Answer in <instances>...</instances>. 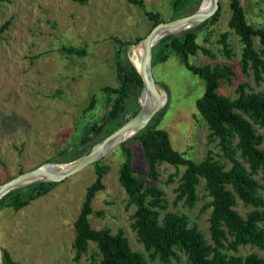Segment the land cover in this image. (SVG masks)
<instances>
[{
    "label": "rangeland",
    "instance_id": "1",
    "mask_svg": "<svg viewBox=\"0 0 264 264\" xmlns=\"http://www.w3.org/2000/svg\"><path fill=\"white\" fill-rule=\"evenodd\" d=\"M142 1L143 7H136L126 0H90L84 5L70 0L0 2V27L9 21L8 28L0 36V185L43 165L74 164L87 156L110 135L108 132H90L89 128L104 114L105 96L101 89L118 86L115 78L118 45L114 38L132 44L126 56L135 67L133 48L141 45L153 29L147 12L158 14L163 23H167L193 14L203 4V0ZM239 2L248 23L264 28V0ZM219 10L217 20L197 33L199 49L189 57V63L192 66L230 67L235 77L222 81L217 90L218 94L230 99L238 96L239 86L246 93L262 91L264 70L259 83L254 81L251 71L244 74L241 70L243 45L228 28L229 0H218L217 10L189 29L202 25ZM222 35H226L225 48L221 43ZM161 40L151 47L150 56L153 79L159 86L164 84L168 92L160 86L165 100L163 108L168 106L160 117L158 128L168 132L172 147L187 158L195 161L210 158L225 170L237 165L247 173H253L238 146L236 134L228 130L225 150L198 115L195 101L204 92V82L187 71L175 54H168L162 61L165 47ZM254 43L255 50L264 60L262 46L257 39ZM63 46L82 49L86 54L67 56L61 52ZM92 96L97 99L96 108L85 113ZM139 98L136 99L137 108L132 100L129 101V111L124 119H129L141 108ZM256 129L259 134L263 133L262 129ZM133 138L123 143L133 154L135 176L162 193L161 216L166 213L180 216L207 244L214 246L209 229L211 198L204 181L200 180L197 185L193 206L183 200L176 201L183 168L161 164L156 180L151 179L141 144ZM121 144L96 162L57 182L22 208L15 209V202L8 206L4 200L13 190L0 197L3 204L0 206V264L1 249H6L18 264H99L100 256L93 244L78 260L72 246L74 222L87 188L96 180L97 167L102 171L103 188L91 200V227L107 229L113 234L121 231L131 250L143 255L145 264H161L152 251L145 250L132 227L135 207L129 203L118 182V171L124 160ZM252 177L262 186L258 192L264 199L262 172L258 170ZM28 186L17 189L26 190ZM234 209L242 217L254 210L264 212V206H246L238 198ZM227 240L224 247L218 249L227 256H264V250L252 245L232 248L233 237L228 234ZM175 253V258L168 264H190L180 248H175Z\"/></svg>",
    "mask_w": 264,
    "mask_h": 264
},
{
    "label": "trees",
    "instance_id": "2",
    "mask_svg": "<svg viewBox=\"0 0 264 264\" xmlns=\"http://www.w3.org/2000/svg\"><path fill=\"white\" fill-rule=\"evenodd\" d=\"M9 0H0L8 2ZM80 5L90 0H70ZM128 3L143 7L142 0H126ZM231 16L228 28L240 38L243 48L241 54V70L244 74L251 71L256 83L261 81L264 70V60L255 50L254 40L262 46L264 55V28L255 27L248 23L245 10L239 0H229ZM220 10L202 25L189 30H183L161 40L164 44L165 61L168 54H175L183 67L204 82V92L195 101L198 115L206 122L212 135L220 141L226 150L228 130H232L238 138V146L246 158L253 173H247L243 168L234 165L229 170L212 161L210 158L195 161L176 151L170 142L169 134L159 129L160 117L163 116L168 104L156 115L149 124L133 139L141 144L142 152L148 168V176L156 180L157 168L161 164L182 167L183 173L176 189V201H184L193 206L197 195L196 189L200 180L211 198L209 206V229L214 246L207 244L201 234L193 227H189L185 219L172 213L161 216L163 209L162 193L153 186L143 184L136 176L132 166L133 154L131 150L121 144L124 160L118 171V182L126 193L129 203L135 207L133 224L139 242L145 250L152 251L161 264H168L175 258V248H180L190 264H264V256L250 254L246 257L227 256L218 249L224 247L227 234L233 237L231 247L252 245L264 250V212L254 210L242 217L234 209L238 198L246 206L254 208L264 206V199L258 190L262 187L252 175L260 170L264 181V88L259 92L246 93L239 86L238 96L230 99L218 94L217 90L222 81H230L235 72L228 66H192L189 57L198 49L197 33L217 20ZM147 17L153 22V28L163 21L158 14L147 12ZM9 21L0 27V36L8 28ZM118 48L115 57V78L118 86H105L101 93L105 96L104 114L93 122L89 131L108 132L112 134L138 113L134 111L129 119L124 115L129 111L130 100L136 104L143 90V82L139 77L130 58L126 56L129 42L114 38ZM221 43L226 47V35L221 36ZM67 56L82 57L86 52L75 47L61 48ZM166 91L164 84H161ZM97 99L92 96L90 104L84 112L88 113L96 108ZM256 127L262 129L259 134ZM100 168H96V180L86 190L85 200L80 213L74 222L73 249L75 259L86 253L91 244L100 256L99 264H145L143 255L131 250L126 237L121 231L111 233L107 229H94L89 222L92 213L91 200L95 193L103 188L101 185ZM56 183H40L25 189L9 192L4 200L16 203L15 209L22 208L31 199L45 194ZM0 206H3L2 202ZM13 207V208H14ZM2 208V207H0ZM1 264H18L14 262L6 249H1Z\"/></svg>",
    "mask_w": 264,
    "mask_h": 264
},
{
    "label": "water",
    "instance_id": "3",
    "mask_svg": "<svg viewBox=\"0 0 264 264\" xmlns=\"http://www.w3.org/2000/svg\"><path fill=\"white\" fill-rule=\"evenodd\" d=\"M211 3H212L211 8L208 9L207 11L201 10V8H199L197 11H195L193 14H191L189 16H186V17H183V18L171 21V22H167V23L162 22V23L158 24L157 26H155L152 29L151 33L155 32L157 30H160V29H165L168 32L166 35H170V34L173 35V34H176L180 31L189 29V28L195 26L196 24L200 23L205 18L210 17L217 10L218 0H211ZM198 18H200V19H198ZM141 45L143 47V54H144V60H145L144 64L149 63L148 74L150 77V78L149 77L147 78V76L145 74V70H144L145 65L141 68H138L135 66L136 70H137V72H138V74H139V76L143 82V90H142L141 94L143 93L145 87H147L148 89L151 90V92H153L157 96L156 102L154 103V105L152 106L150 111L148 112L146 118L142 122L138 121V119H137L138 113H137L135 117H133L128 122H126L124 125H122L120 128L115 130L112 134H110L108 137H106L103 141L98 143L95 147L92 148V150L90 151V153L87 156H85V157L81 158L80 160H78L77 162H75L73 164V166L70 169H68L67 171H65L64 173H60V174L46 173L45 174V173H43V171H44V167L46 165H43L42 167H39V168L32 170L30 172H27V173H23V174L15 177V178H13L12 180L6 182V183L1 184L0 185V197L2 195H5L6 193H8L11 190L18 188L19 186H22L24 184L26 185L28 183V179L31 178L35 174L42 173L45 175V179L39 180V183H41V182H47V183L60 182L63 179H65L66 177L73 175L74 173L80 171L81 169H83L87 165H90V164L96 162L103 155L108 153L112 148L119 145L120 143L117 142L119 139H122V141L124 142L125 141L124 139L126 137H130V135H131V133H129V132L141 130L149 124V122L151 121L153 116L163 108V106L165 105V100H163V98H162V93H161L162 88H160L159 84L156 83V81L153 79V76L151 73L150 56H151V47L153 45H152L151 40H150V35H148L146 38H144L141 41ZM140 98H141V96H140ZM140 98L138 100L139 102H140ZM123 142H121V143H123ZM53 165H57V164H53Z\"/></svg>",
    "mask_w": 264,
    "mask_h": 264
},
{
    "label": "bare ground",
    "instance_id": "4",
    "mask_svg": "<svg viewBox=\"0 0 264 264\" xmlns=\"http://www.w3.org/2000/svg\"><path fill=\"white\" fill-rule=\"evenodd\" d=\"M211 4H212L211 0H203V4H202V6L200 8H201V10L207 11L208 9L211 8ZM198 19H200V18H198ZM167 33L168 32L165 29H160V30H157V31L151 33L150 34V40H151L152 45H154L157 42H159L163 37L166 36ZM133 52H134V56H135V58H134L135 66L138 67V68H141V67H143L145 65L144 66V70H145V74H146V76L148 78L149 77V74H148L149 63L148 64H144L145 60H144V54H143L142 45H138V46L134 47L133 48ZM156 99H157L156 95L153 92H151L150 89L145 87V89H144V91L142 93V96L140 98L141 108H140V110H139V112L137 114L138 121L142 122L146 118L148 112L150 111V109L152 108L154 103L156 102ZM143 129H141V130H143ZM141 130H136L134 132H129V133H131L130 137L135 136ZM130 137H126L124 140H127ZM117 142L121 143L123 141H122V139H119ZM72 166H73V164H68V165H53V164H50V165H46L44 167L43 173H45V174L46 173L60 174V173H64L65 171H67ZM42 179H45V175L44 174H42V173L35 174L31 178L28 179V183L29 184L27 183L26 185L37 184V183H39V180H42ZM26 185L24 184L22 186H19L18 188L26 186Z\"/></svg>",
    "mask_w": 264,
    "mask_h": 264
}]
</instances>
